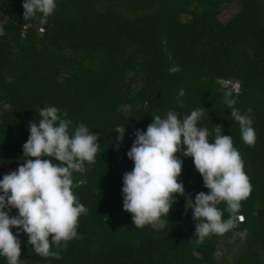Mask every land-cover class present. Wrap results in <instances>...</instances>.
Here are the masks:
<instances>
[{"label":"trees","instance_id":"trees-1","mask_svg":"<svg viewBox=\"0 0 264 264\" xmlns=\"http://www.w3.org/2000/svg\"><path fill=\"white\" fill-rule=\"evenodd\" d=\"M233 1L238 10L221 21V9ZM23 2L0 0V180L25 162L29 122H38L45 107L67 113L70 135L80 123L99 133V150L94 163L72 173V191L88 209L78 218L79 238L64 249L53 245L60 258L42 257L21 232V254L35 264H264V0H55L46 23L40 13L24 19ZM237 85L239 94L230 98L242 114L253 109L247 114L254 145L243 141L225 103V91ZM196 109L204 111L197 126L209 130V142L215 125L232 136L251 184L236 214L243 222L235 216L232 229L199 244L185 196L174 194L163 228L136 227L122 193L123 176L134 168L127 152L135 130L146 131L154 114L163 118L173 110L183 119ZM117 126H125L118 149ZM175 155L183 161L178 179L185 193L193 200L210 193L193 157ZM218 208L227 220L226 202ZM233 235L236 252L220 258L219 240Z\"/></svg>","mask_w":264,"mask_h":264},{"label":"clouds","instance_id":"clouds-1","mask_svg":"<svg viewBox=\"0 0 264 264\" xmlns=\"http://www.w3.org/2000/svg\"><path fill=\"white\" fill-rule=\"evenodd\" d=\"M22 6L24 19L37 18L40 13V22L46 23L56 2L24 0ZM0 35H4L3 27H0ZM233 91L238 95L239 86L225 91V103L231 109V117L240 125L243 141L254 145L253 119L247 114L253 109L248 108L242 114L234 107L237 101L230 98ZM183 94L181 89L179 95ZM203 114V109H196L181 119L176 111L169 110L163 118L154 114L146 131L135 130L136 138L127 152L128 158L134 161V168L123 176L122 193L123 208L133 214L136 227L151 224L163 228L167 221L161 217L168 216L176 202L174 194L185 196V209L193 210L198 244L210 234L223 235L234 227L241 201L251 193L250 180L239 151L233 147L232 136L222 134L223 125H215L214 142H209L206 127L197 126ZM66 116V112L61 113L55 106L40 109V119L29 122L30 136L22 146L25 162L0 180L3 192L0 195V256L6 257L7 264H20L18 237L21 232L27 234V244L42 257L60 258L58 251L51 250L53 245L64 249L68 241L79 238L78 218L88 209L72 191V173L83 172L85 162H95L99 133L90 132L80 123L70 135L71 121ZM115 132L118 149L124 140L125 126H117ZM178 152L184 157H193L195 168L210 193L201 191L194 200L191 193H185L178 179L183 163L175 155ZM42 157L55 158L59 163ZM79 186L77 183L76 187ZM222 201L226 202V211L230 213L227 220L222 218L223 211L218 208ZM12 208L18 209V215H9ZM238 218L243 222V215ZM13 227L16 234L11 230Z\"/></svg>","mask_w":264,"mask_h":264},{"label":"rangeland","instance_id":"rangeland-1","mask_svg":"<svg viewBox=\"0 0 264 264\" xmlns=\"http://www.w3.org/2000/svg\"><path fill=\"white\" fill-rule=\"evenodd\" d=\"M238 8H239V4L235 1L225 4L218 15L219 19L223 22L228 20V18L231 15H233L238 10ZM240 234L242 236L243 233ZM235 238L236 235H233L230 237H223L219 240L217 255L220 258L226 257L230 259L234 255L239 245V243H235ZM20 264H35V263L31 258V255L25 252L20 255Z\"/></svg>","mask_w":264,"mask_h":264},{"label":"built area","instance_id":"built-area-1","mask_svg":"<svg viewBox=\"0 0 264 264\" xmlns=\"http://www.w3.org/2000/svg\"><path fill=\"white\" fill-rule=\"evenodd\" d=\"M238 217H239V214H238V215H236V220H237V221H240Z\"/></svg>","mask_w":264,"mask_h":264}]
</instances>
